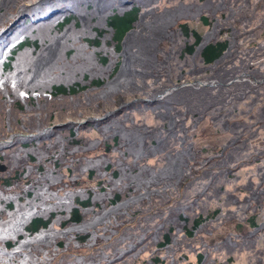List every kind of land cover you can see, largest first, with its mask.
Instances as JSON below:
<instances>
[{
    "label": "rangeland",
    "instance_id": "rangeland-1",
    "mask_svg": "<svg viewBox=\"0 0 264 264\" xmlns=\"http://www.w3.org/2000/svg\"><path fill=\"white\" fill-rule=\"evenodd\" d=\"M7 1L10 2V7L14 8L8 18L19 10L22 5L38 2V0ZM257 1H254V5ZM3 2L5 3L6 0H3ZM44 3L41 4L40 2L37 8L25 11L22 17L6 31L7 34L15 36L22 32L21 30L26 24L25 18L28 16L43 15L46 11V4ZM93 14H95L94 10L84 9V12L80 15L82 27L80 29L76 27L68 28V32L65 33L67 34L66 40L59 41V51H61L59 54L65 58L59 59L52 66L47 61L45 67L49 69L47 73L49 79L53 78L58 82L71 83V80L74 79L82 82V84L89 85L94 78L101 79L107 84L113 80L109 87H105L102 91L91 87L77 97L39 99L36 103L39 104L40 108H45V113L47 112L46 118L41 121L36 119L35 112L37 109L31 108L32 103L26 105L27 112L22 114L18 112V107L13 108L12 105L15 104L10 103V101L13 100L14 103H17L20 102L21 98L15 100L16 93L14 94L11 89L2 93L1 90L4 87L0 86V135H4L3 131L6 134L10 132L3 129L7 123L11 124L12 130L15 132L4 139L0 137V140L8 141V138L14 134L21 137L42 138L48 131H52V134L57 137L60 133L68 136L71 132L69 129H73L77 132L76 139H74L80 142L78 145H74L67 143L63 138L59 144L61 146L53 150L52 154L56 155L55 158L46 163L45 166H43V162L47 160V156L43 153H46L47 150L51 152L53 148L50 146L51 140L42 141L36 146L33 153L30 152L31 150L25 149V151L16 146L7 149L6 153L2 152L0 154V156H3V160L0 162V241L15 240L11 237L15 233L17 234L19 228L33 215L39 214V212H43L42 216L45 217L56 215V224L54 225H59L65 219L60 215L64 211L62 202L70 203L75 197L85 198L88 195L87 191L90 190L95 194L94 201L100 202L101 207L96 208L97 203L95 208L85 213L87 226L104 210H106L105 212H113L114 217L108 219L109 214H107L102 218V223H99L98 226L91 225V228L86 230L96 232L94 244L89 246L79 244L77 247L70 244L65 251H57V254L53 255V258L50 259L51 264H79L78 259L81 257H86L87 262L93 264H154L152 260L156 257L163 259L165 264H198V260L195 259L196 256L193 253L199 250V246L204 247L207 252H209L210 247L218 249L230 245L234 248L235 242L232 239H235L238 234L243 236L254 234L253 230L250 229L251 224L248 220L252 217H255V219L257 217V220H254L258 225V231L261 230V233L259 234L257 231L256 236L258 235L257 241L262 243L264 241V163L259 166L253 163V166L244 168L241 172L239 171V174H235L234 180L237 177L236 181L238 182L234 187L228 184L224 186L223 192H205L204 196L208 198L205 199L204 196L189 197L188 194H191V192L186 191L188 186L185 185L186 182L177 186L178 174L184 171V168L175 167L173 163L176 161L179 163L184 159L182 153L183 151L185 153V150L180 149V154L174 155L171 149L165 148L164 150L162 145L157 146L154 144L158 136L154 117L156 114L145 111L141 113V109H135L132 119H124L121 125L119 122L115 123L114 126L118 128V133H120L121 145L119 147L114 145L112 139L114 133L103 129V126L110 123L107 113L118 109L123 110L132 101L143 99L142 95L147 90L149 91L156 85L164 83L163 80L167 78L165 74L170 70L163 66L165 58L174 56L180 58L182 55L178 52L180 48L177 44L180 38L176 35V27L170 29L173 32L170 34L167 32L170 25L160 22V24L153 26L150 23L151 20L146 17L144 23L136 28L133 35L130 34L132 35L130 38H127L124 43L125 50L122 51L120 56L114 52V44L108 41L111 35H106L103 39L102 48L89 47L84 41L85 37H91L88 34L92 32L93 27L106 29L103 27V21L96 22L93 19ZM180 22H188L191 29L198 30L203 37L211 33L210 28L200 24L201 22L198 19L191 22L190 20ZM38 23H43V28L47 26L49 34L54 31L50 18L37 21L23 31L25 33L31 31ZM164 31L167 34H165L166 39L163 35ZM53 38L54 36H49L47 41H52ZM132 38L135 40L134 42ZM66 43L69 45H66ZM71 52L74 55L71 56ZM99 55L106 56L109 59L107 66L101 65ZM199 60L198 57L187 56L180 60L182 66L187 65V67L183 66L185 70L179 68L180 66L178 67V73H184L182 76L184 78L181 81L183 83L177 87H172L170 90L193 86L194 80L184 82L190 80L186 77L188 75H190L189 77L191 75H199L197 77L205 75L206 70ZM118 64H121V66L114 74ZM154 65H157L158 75H152L153 71L150 67ZM193 67H196V69H193ZM132 69H134V73L129 77L128 72ZM81 73L90 75V81L85 83V79L80 76ZM193 77L197 78L196 76ZM122 78L130 80L131 84L129 83L125 94H118ZM177 80L176 77H173L174 85ZM214 82L206 83L204 86H213ZM116 87L117 89H115ZM163 96L167 97L165 93ZM23 118H26L25 123ZM17 121L24 123L26 126L44 122L47 128L28 134L17 131L20 130L19 125L15 123ZM198 123L201 140L196 141L209 145L229 139V134L221 133L214 128L210 118L206 117ZM182 124L186 129L192 125L186 122ZM60 127H64L65 130H60ZM19 136H15L13 140L9 139L10 143L14 142L16 137ZM262 142H264V139L259 138L258 141L251 140L250 144L263 147ZM109 145L113 146L110 151L107 149ZM17 151H21L22 154ZM32 156H36L39 162L27 163V159ZM25 161L27 162L24 163ZM184 162L181 161L180 164H184ZM106 166L111 167L110 172L105 173ZM186 168L185 162V170ZM23 170L25 174H23ZM111 173L113 174L111 175ZM64 178L65 181H62ZM5 180H9L10 185H6ZM245 181L246 184H244ZM247 188L252 195L258 193L255 196L257 202L260 201L258 216H255L257 215L256 210L253 212L249 209V205L243 204L246 202L243 197L247 193ZM28 193L31 196H28ZM116 193L122 195L121 200L126 199V197L134 199H131L124 206L109 209L108 200ZM180 197L190 198L192 202L190 201L191 203L185 209L178 208L176 203L177 200L180 201ZM219 199H222L223 202L229 201L232 203L233 201L236 203L238 200H242L240 201L241 205H234L230 210L225 211L226 215L232 218L230 222L220 224V222L211 221L208 225L203 226L200 233L198 232L191 241H187L181 233L176 231L177 238L174 239L175 243L170 247L171 250L160 251L157 249V244L166 232L164 229L168 230L169 227H174L177 230L180 228L177 222L180 214L186 211L190 216L198 214L201 213V210L204 211L203 208L208 205L206 209H212L216 207L215 205L220 201ZM182 203L187 205L189 202L186 203L184 200ZM8 204L13 206L10 207ZM221 218H224L223 215ZM53 229L58 230L59 228L56 226ZM73 231L76 232L77 230L68 229L66 232ZM63 237L64 233H59L56 239L57 243L65 241ZM54 238H56L55 235L50 240L52 241ZM46 239H48L47 234L43 235L40 241L45 242ZM0 245L4 247L3 242ZM28 245L29 242L26 246ZM31 249H33L32 255L25 250L26 256H30L33 264H44L45 261H43L42 253H40L42 248L33 246ZM124 249L127 251L121 253ZM7 251L10 252L11 250ZM35 253H37V256L41 255L35 258ZM227 256L228 252H221L217 253L213 259L218 261L217 264H222ZM11 258L9 261L15 262V256L12 255ZM233 258L236 259V264H246L247 262V254L238 255V257L235 255ZM255 258L254 262L259 261L256 256Z\"/></svg>",
    "mask_w": 264,
    "mask_h": 264
},
{
    "label": "trees",
    "instance_id": "trees-1",
    "mask_svg": "<svg viewBox=\"0 0 264 264\" xmlns=\"http://www.w3.org/2000/svg\"><path fill=\"white\" fill-rule=\"evenodd\" d=\"M254 1H45V6L61 4L62 6L60 8L63 11L61 13L62 18L51 22L54 26V31L51 34L48 32L47 26L43 28V23L36 24L31 31L29 30L28 33L23 35V39L12 48L13 50L10 51L9 55L2 57L0 55V86L4 87L1 92L5 93L8 89H11L14 94L16 93L15 100L21 98L19 100L20 102L17 103H14L13 100L10 101V103L15 104L12 105L13 108L18 107V112L21 114L27 112L26 105L32 103L31 108L37 109L35 112L36 119L42 121L46 118L47 112L45 113V108H40L39 104L36 103L39 99H47L50 97H77L91 87L101 91L105 87H109L113 80L108 84L96 78L90 81V75L87 73H81L80 76L82 79H85V83L90 81L91 83L89 85L82 84V82L74 79L71 80V83L58 82V80L56 81L53 78L49 79L47 75L49 72V69L45 67L47 61L52 66L59 59L65 58L59 54L61 52L59 51V41L66 40L67 34L65 33L68 32V28L76 27L80 29L82 27L80 15H82L85 8L91 11L94 10L95 14L92 15L93 19L96 22L103 21V27L106 29L93 27L92 32L88 34L91 37H85L84 41L89 47L102 48L103 39L106 35H111L108 41L114 44V52L118 55L125 50L124 43L127 38H130L136 28L144 23L146 17L151 20L150 23L153 26L160 24V22L170 25L167 30L170 34L173 33L170 29L176 27V35L180 38L177 41L180 48L178 52L182 55L180 58L176 56L165 58L163 66L170 70L165 74L167 78L163 80L164 83L156 85L149 91L147 90L142 95L145 99L136 100L135 102L132 101L123 110L120 109L110 114V123L109 125L103 126V129L114 133L112 138L114 145L119 147L121 145L119 139L120 133H118V128L114 126L115 123L119 122L121 125L124 119H132L135 109H141V113L145 111L150 114H156L154 117L158 136L154 144L157 146L159 144L162 145L164 147L162 149L164 150L165 148L171 149L174 155H179L180 149L185 150V153L184 151L182 153L184 154V159L181 161L186 162V170L185 162L184 164H180L181 161L179 163L177 161L173 163L175 167L179 166L180 168H184V171L178 174L179 180L177 186L186 182L185 185H188L186 191L191 192V194H188L189 197H201L204 196L205 192H223L224 186L231 184V187H234L237 184V177L234 180L236 173L239 174V171L241 172L244 168L253 166V163L255 165L258 164V166L264 163V142H262L263 147H256L258 145L250 144V141L253 139L257 141L259 138L264 139V0H258L255 5ZM9 4L10 2L7 0L5 3L3 0H0V28L8 21V15L14 9ZM164 4L165 6L163 7ZM94 16L96 17L94 18ZM194 19H198L201 22L200 24L209 27L210 35L208 34L203 37L198 30L191 29L188 22H180L182 20H190L191 22ZM169 22L170 24H168ZM31 24H34V21L28 19L27 25ZM54 32L57 36L56 39ZM131 33L132 35H130ZM165 34L166 31L163 32L164 38L166 37ZM49 36H54L52 41H47V37ZM5 39L11 40L12 37L6 36ZM0 42V54L7 52L8 46L7 44H2L4 42L3 38ZM66 45L69 44L66 43ZM155 47L156 45L154 49ZM72 51L75 53L74 50ZM73 53L71 52V56L74 55ZM99 56L101 65L107 66L109 59L106 56ZM186 56L192 58L198 57L206 72L204 76L200 77H197L199 75H191L192 78L189 77L190 75L186 76L190 80L184 81L185 83L191 80H203L205 82L208 81V83L215 81V83L210 87L203 86L200 88L196 85L179 87L173 93L167 95V97L160 98L164 93L170 91L172 87H177L183 83L181 81L184 78L182 77L184 73L179 74L178 67L180 66L179 68L182 69H184L183 66L187 67V65L182 66L180 63V60ZM120 66L121 64H118L114 70V74H116ZM150 69L153 71L152 75L159 74L157 72V65L150 67ZM193 69H196V67H193ZM133 73L134 69L128 72L129 77ZM173 77L178 79L175 85ZM121 83L120 85L118 84V94H125V90L131 82L130 80H124L122 78ZM206 117L210 118L214 128L219 132L229 134V139L219 141L217 144H209L210 146L206 143L196 141L201 140L198 122ZM23 120L25 123L26 118H23ZM183 122L192 124L188 128L189 130L184 127ZM15 123L19 125L20 130L17 131L28 134L29 132H39L42 128H47L44 122L29 126L18 121ZM3 129L10 132L6 134L3 131L4 135H0L2 139L6 138L9 134L15 133L12 130L11 124L7 123ZM59 129L65 130L64 127H60ZM69 130L71 131L69 132V137L63 133H60L61 136H54L52 131H48L42 138L16 137L12 144H2L0 146V154L2 152L6 153L7 149L16 146L23 150H31L30 152L33 153L36 146L42 143V141L51 140L50 146L53 147L51 152L47 150L46 153H43L47 156V160L43 162V166H45L46 163H49L50 160L55 158L56 155L52 154L53 150L61 146L59 144L63 138H65L64 140L67 143L74 145L80 143L75 140L77 132L73 129ZM219 140L221 139L219 138ZM54 142L55 144H53ZM112 148L113 146L111 145L107 146L108 151ZM17 152L22 154L21 151ZM71 154L73 155V153ZM35 157L28 158V162L25 161L24 163L39 162L38 158ZM2 160L3 156H0V162ZM110 170L111 167L106 166L105 173L110 172ZM23 174H25L24 170ZM62 181H65V178ZM4 183L10 185L9 180H5ZM244 184H246V181ZM249 191L247 188V193L243 197L246 199V202L243 204L249 205V209L253 210V212L256 210L257 215L255 216H258L260 210L258 205L260 201L257 202V197H255L258 193L252 195ZM87 193L88 195L85 198L75 197L70 203L62 202L64 211L60 215L65 219L59 225H54L56 224V215L45 217L42 216L43 212L33 215L19 228L18 233H15L11 237L15 240L2 241L4 247L0 245V264H33L30 256H26L25 254V250H27V253L32 255L31 252H33V249L31 247L33 246L42 248L40 253H42V259L45 261L44 264H51L50 259L53 258V255L57 254V251H65L69 248L70 244L76 247L79 244L85 246L94 244L97 235L96 232L94 230H91L92 232L86 230L91 228V225L98 226L99 223H102V218L107 214H109L108 219H112L114 216L113 212H105L106 210H104V212H101L87 226L85 213L95 208V205L98 203L94 201L95 194L93 191L89 190ZM28 196H31V194L28 193ZM120 198H122L120 193L112 196L108 200V204L110 205L109 209L124 206L131 199H134H128L129 197H126L128 199L126 201V199L121 200ZM179 199L180 201L177 200L176 203L178 208L185 209L192 202L190 198L185 199V197H180ZM205 199L208 198L205 197ZM184 200L186 203H189L187 205L182 203ZM219 200L217 205H215L216 207L206 209L208 205L206 208H203L204 211L201 210V213L190 216L186 211L180 214L177 218L180 228L177 230L174 227H169L168 230L164 229L166 232L161 237L162 240L157 244V249L160 251L171 250L170 247L175 243L174 239L177 238L176 231L181 233L184 239L191 241L198 232L200 233L203 226L208 225L211 221L220 222V224L230 222L232 218L226 215L225 211L230 210L234 205H241L240 201L242 200H238L236 203L234 201L232 203L229 201L223 202L222 199ZM8 205L10 207L13 206L12 204ZM99 207H101L100 202L96 208ZM222 215L224 218H221ZM254 219L255 217L248 219L251 224L250 229L253 230L254 234H247L245 236L238 234L235 239H232L235 242V246L233 245L234 248L230 245L218 249L210 247L209 252H207L204 250V247L199 246L202 249L200 250L199 248L200 251L197 250V252L193 253L196 256L195 259L198 260V264H204L205 262V264H217L218 261L214 260L213 257L221 252H228L227 259L225 258L222 264H236V259L233 257L235 255L238 257V255L242 254H247L246 264H264V241L262 243L257 241L258 235L256 236V234L258 225L255 222L257 217ZM56 226L59 228L58 230L53 229ZM68 229H75L77 231L68 233L66 232ZM260 231H258L259 234L261 233ZM59 233H64L63 240L65 241L57 243L56 239ZM45 234L48 235V239L45 242L40 241ZM54 235L56 238L51 241L50 239ZM2 242L0 241V243ZM27 242H29L28 246H26ZM7 250L11 251L8 252ZM126 251L124 249L121 253ZM12 255L15 256V262L9 261L12 259ZM40 255L37 256V253H35V258H38ZM255 256L259 261L254 262V259H256ZM152 261L154 264H165L164 260L160 257H156ZM78 263L93 264L89 263V261L87 262L86 257L79 258Z\"/></svg>",
    "mask_w": 264,
    "mask_h": 264
},
{
    "label": "water",
    "instance_id": "water-1",
    "mask_svg": "<svg viewBox=\"0 0 264 264\" xmlns=\"http://www.w3.org/2000/svg\"><path fill=\"white\" fill-rule=\"evenodd\" d=\"M27 7V4L26 5H24V6H22V8L21 9H19V11H18V13H17V15L13 18V19H16V18H18V16L21 14V12L23 11V9L24 8H26ZM12 22V21H11ZM11 22H10V24H11ZM6 29V28H5ZM198 82H196L195 84H197ZM194 84V83H193ZM199 84V86L201 85L200 83H198ZM204 86V85H203ZM173 91H175V89H172L171 90V92H173ZM109 115V114H108ZM15 137V135H12L11 136V138H14Z\"/></svg>",
    "mask_w": 264,
    "mask_h": 264
},
{
    "label": "bare ground",
    "instance_id": "bare-ground-1",
    "mask_svg": "<svg viewBox=\"0 0 264 264\" xmlns=\"http://www.w3.org/2000/svg\"><path fill=\"white\" fill-rule=\"evenodd\" d=\"M196 82H198V83H200V84H201V85H200V87H203V85H206V83H208V81H206V82H205V81H203V80H202V81H194V85H196V86H199V84H198V83H197V84H195ZM194 85H193V86H194ZM167 94H168V93H166V95H167Z\"/></svg>",
    "mask_w": 264,
    "mask_h": 264
}]
</instances>
